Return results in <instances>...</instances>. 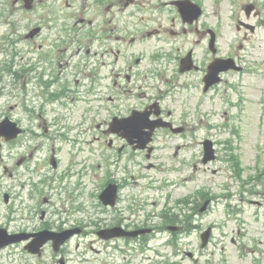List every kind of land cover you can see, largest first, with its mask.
Returning a JSON list of instances; mask_svg holds the SVG:
<instances>
[{"label":"flooded vegetation","instance_id":"af4514ba","mask_svg":"<svg viewBox=\"0 0 264 264\" xmlns=\"http://www.w3.org/2000/svg\"><path fill=\"white\" fill-rule=\"evenodd\" d=\"M124 1L92 0L78 16L77 6L65 0L66 11L62 10L63 15L60 14L52 39L55 43V63L46 64L48 68H43L40 76L37 75L39 81L52 84L55 92L52 101L55 113L53 139H68L72 146L77 147L79 155L88 149V153L81 155L76 162L86 169L82 176L78 173L81 177L78 190L87 195L90 206L91 202H95L92 201V194L95 193L100 206L114 214L112 218L117 219L116 225L106 224L103 229L117 226L149 228L147 221H134L131 217L123 216V209L119 207L124 193L129 190L136 193V176L129 174L138 165L137 158L140 155L152 158L157 154L160 134L169 136L170 142H174L178 136L193 133L196 127L188 122L193 114L192 107L187 106L188 101H194L200 94L218 95L219 84L210 85L207 89L205 80L209 65L215 58L233 57L237 64L244 63L237 52L227 55L220 53L218 30L204 20V15L194 22H185L174 5L175 0H159L162 1L159 4H155V0H142L148 5L149 11L153 8L160 11L164 5L165 12L176 11L177 15L167 13L172 19L170 27L165 25L167 16H153L152 12L144 16L142 21L127 22L124 19ZM131 1L136 0H126V5ZM193 1L200 4V0ZM149 21L154 26H149ZM85 28L88 29L86 32ZM212 32L215 35L214 45L211 41ZM184 33L194 35V45L188 49L183 50L179 40H166L170 35L183 37ZM202 41L206 43L204 51L207 54L204 56L196 54L195 47ZM140 45L144 46L140 48ZM190 51V61L182 64V59ZM28 72V68L22 65L11 78L13 88L8 90L3 86L0 90V98L15 100L7 108L0 99V120L9 119L22 128L16 139L4 141L10 150L20 147L22 153L11 162V167L5 166L4 174L0 176V229H5L8 236L18 234L22 237L21 243L15 244L23 248L21 264H42L41 257L46 251L53 255L52 264H68L67 258L70 259V256L61 251L55 252L53 239L47 240L40 251H32L38 246L36 239L39 233L48 231L54 236L55 231L79 229L80 238H95V242L102 240L98 236L99 230L91 234L87 229L88 218H56L59 211L55 209V186L63 174H55L59 166L55 144L50 157L41 161L37 159L38 151L44 146L42 139L46 135L42 129L45 114L43 102L38 100L41 96L27 91ZM236 73L244 75L247 73L246 67L242 71L229 69L220 74L224 79L226 75ZM170 102L174 108L169 107ZM181 103L185 106H180ZM76 113L80 121L78 125L72 126L69 120ZM139 113L145 115L143 122L146 128H142V136L136 126H111L114 118L127 125L131 121L130 117ZM162 119L170 121L173 126L149 129L153 123H162ZM46 123L51 125L50 122ZM162 138L167 142V138ZM137 145L143 147L135 148ZM186 145L176 142L175 154H179V149ZM202 155L203 151L200 150L199 156ZM94 156H99L108 172H103L102 164L97 166L101 177L96 190H91V184L98 177L90 173V159ZM46 160L53 166L51 171L45 170ZM108 160H115L117 164L124 162L125 176L114 175ZM154 165L151 163L150 167ZM111 182L118 186L117 203L105 205L99 195ZM135 206L140 208L143 204ZM72 210L76 213L89 212L83 205L79 208L75 206ZM64 212L70 213L71 210L66 209ZM181 221L183 230L187 231L185 214L181 215ZM150 224L155 229V223ZM76 245H80V242L77 241Z\"/></svg>","mask_w":264,"mask_h":264},{"label":"rangeland","instance_id":"374dc122","mask_svg":"<svg viewBox=\"0 0 264 264\" xmlns=\"http://www.w3.org/2000/svg\"><path fill=\"white\" fill-rule=\"evenodd\" d=\"M89 1L92 0H69L77 6L78 13L88 6ZM155 1V4L162 2ZM200 1L204 9V20L218 30L220 53L227 55L237 52L244 59V64L250 68V72L244 75H227V81L219 87L218 95L200 94L194 101H188L187 106L193 110L188 122L192 123L196 130L193 131V135L187 137V148L182 146L179 154H175L176 142L184 143L185 137L178 136L174 142H170L169 136L160 134L157 154L153 158L140 155L137 158L138 165L134 166L129 174L136 177L149 176L156 181L154 187L147 189L144 196L140 194V190H136V193L132 190L127 191L119 207L123 209V215L136 219L129 209L132 205L144 203L146 198L149 203L148 209L160 211L165 206L178 208L180 206L178 202L185 197H189L188 202H191L200 187L207 192L212 191L215 196L214 205L203 215L202 220L204 227L214 226L212 242L202 250L195 234L186 237L189 240L188 250L198 249L202 253L201 255L197 253L200 258L197 263L188 257L182 259V256L176 253L178 247L161 245L158 241L153 242L154 246L147 251L137 247L134 250L125 247L127 252L122 253L120 250L126 245L124 241H117L120 246L106 247L101 242H95V238H81L79 247L75 243L70 246L72 254L68 264H264V0ZM21 2L16 5L15 0H0V67L6 63L13 64L18 69L24 62L44 63L41 59H46L47 63L51 62L49 58L53 53L44 41L49 42L51 34L55 31V24L52 22L55 20V2L65 6V0H35L31 10L25 9L22 0ZM249 3H254L256 9L260 10L257 15L252 14L251 17L246 15L244 7ZM59 8L62 9L60 6ZM163 8L166 9V5L162 6L160 11L156 8L149 11L148 5L143 1L140 5L128 8L126 16L130 22H136L142 21V18L151 12L153 16L162 14L168 17V20L165 19V25L170 27L172 19L167 13L172 15L177 13L165 12ZM241 19L257 25L256 30L254 32L239 30L237 24ZM37 25H45L46 32L44 31L42 36L38 35L34 42L26 41L25 34ZM149 26H154V23L149 21ZM193 38L194 35L190 33H184L183 37L178 38L183 50L194 45ZM195 47L196 54L201 56L207 54L204 51L205 41L196 44ZM7 85L8 90L13 88L12 83ZM39 89L38 87L36 93H43ZM0 99L7 108L15 101L8 97ZM44 104L47 107L44 110L42 129L46 135L42 139L44 146L38 151L37 159L41 161L50 157L55 144V154L59 160L55 174H63L55 186V209L59 211L56 218H88L87 229L91 234H95L106 224L115 226L117 219L112 218L114 214L100 206L95 193L92 194V201L95 202H91L90 206L87 195L78 190V183L81 181L78 173L82 176L86 169L76 162L81 155L85 156L88 153V149L81 151L79 155L77 147L72 146L68 139L63 141L53 139L54 104L50 102ZM181 105L185 106L184 103ZM169 107L174 108V105L170 102ZM77 115L78 113L71 116L70 125L79 124L80 119ZM47 120L50 126L46 123ZM162 137L167 138V142ZM207 137L217 142L218 158L215 162L204 165L203 169L196 168L195 164L199 166L201 163L200 142ZM11 149L4 145L3 140L0 141V176L4 174L6 165L11 167V162L21 156L20 147ZM229 154L233 156L231 159ZM45 162L47 164L45 170L51 171L53 168L51 162L49 160ZM107 162L108 165H112L110 171L114 175L122 177L125 175L124 162L118 164L115 160ZM151 163L155 165L150 168ZM90 164V173L98 176L90 188L96 190L101 177L97 166L102 164L101 169L105 174L108 170L99 156L92 157ZM140 181L144 187L148 186V178ZM80 205L85 206V210L89 212L76 213L72 210L75 206L79 208ZM66 209L71 212H64ZM144 214L141 213V217H144ZM156 220L153 219L150 223H157ZM1 255L4 260L0 261V264H9L6 261L10 259L8 256L15 259V264H21L19 248L5 250ZM41 261L42 264H52V253H44Z\"/></svg>","mask_w":264,"mask_h":264},{"label":"water","instance_id":"95a60500","mask_svg":"<svg viewBox=\"0 0 264 264\" xmlns=\"http://www.w3.org/2000/svg\"><path fill=\"white\" fill-rule=\"evenodd\" d=\"M252 6H250V8H251ZM37 30H35V32H36ZM228 66H225L224 68H227ZM0 134H1V132H0ZM63 239L64 238H61L59 241H58V243H57V245H59L62 241H63ZM6 243H8V240H4V238L2 237V236H0V247L2 246V245H4V244H6Z\"/></svg>","mask_w":264,"mask_h":264}]
</instances>
